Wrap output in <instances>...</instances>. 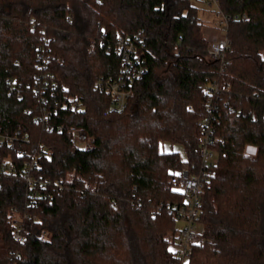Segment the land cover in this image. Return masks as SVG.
Here are the masks:
<instances>
[{"label": "trees", "instance_id": "16d2710c", "mask_svg": "<svg viewBox=\"0 0 264 264\" xmlns=\"http://www.w3.org/2000/svg\"><path fill=\"white\" fill-rule=\"evenodd\" d=\"M219 1L227 14L247 16L230 22L223 64L208 55L194 0H0V126L30 137L0 148V160L19 172L25 153L44 144L39 173L65 183L30 208L20 173L0 177V264L13 251L18 264L176 263L168 236L177 221L154 209L182 198L170 175L183 161L160 144L178 143L199 161L204 85L214 80L229 85L217 99L225 141L203 195L204 238L188 264H264V0ZM44 33L53 57L45 70L37 64ZM136 35L148 70L125 110L107 113L109 96L94 81L119 74L116 40ZM48 73L66 87L49 95L51 122L63 131L36 120L40 98L28 84ZM15 211L30 213L24 243L12 235Z\"/></svg>", "mask_w": 264, "mask_h": 264}, {"label": "built area", "instance_id": "2783aa9c", "mask_svg": "<svg viewBox=\"0 0 264 264\" xmlns=\"http://www.w3.org/2000/svg\"><path fill=\"white\" fill-rule=\"evenodd\" d=\"M207 5L213 6V15L218 20L223 34L209 39L208 55L212 59H218L221 64L225 62L226 51L231 44L228 35L230 22L232 20L247 19L246 15H229L221 7L219 0H200ZM45 31V27H42ZM43 43L38 46L37 64L39 68L47 69L53 57L49 53V38L45 33L42 35ZM136 40H142L139 35L135 38L119 36L116 40L117 51L121 56V67L117 76H100L94 81V88L104 92L109 96V104L106 109L107 113L123 112L127 107L128 100L132 94L135 82L143 76L148 70L145 58L141 55ZM10 82V91H16V86L12 79ZM39 96L41 104V113L36 120L45 123L48 130H65L64 124L51 122L52 115L57 112V107L53 109L50 106V96H55L59 88L65 90L57 80H54L50 73L46 77L37 75L33 84H28ZM229 85H223L221 82L214 80L204 85L205 99L203 101L204 114L200 119L202 134L199 143V161L192 163L185 151L182 154V166L171 170L170 181L173 190L180 193L182 198L178 201H162L155 206V211L166 210L173 214L178 222H181L172 238L171 252L177 259L174 264H188L196 245L201 243L204 238V223L201 219L203 208V195L207 183L214 175L219 156L220 144L224 143V138L217 134L218 120V97L226 90ZM18 97H22L18 91ZM75 106L79 107L77 103ZM71 132L75 142L83 140L81 133L77 128L68 129ZM30 142V137L23 134L20 130L6 132L0 126V148L13 145L17 142ZM47 148L44 144H39L33 152H26V158L22 170L18 172L17 166L10 162L0 160V177L5 175L18 176L26 184V198L28 207H35L41 199L51 201L53 193L51 187H65L62 180H52L44 177L38 171V160L44 156ZM30 217L29 212L19 213L15 211L9 218L13 225V238L19 242L26 241V222ZM37 219V216H33ZM19 252L13 251L7 256L4 264H18Z\"/></svg>", "mask_w": 264, "mask_h": 264}, {"label": "rangeland", "instance_id": "374dc122", "mask_svg": "<svg viewBox=\"0 0 264 264\" xmlns=\"http://www.w3.org/2000/svg\"><path fill=\"white\" fill-rule=\"evenodd\" d=\"M194 2L199 7V15L203 21V24H204L203 26L209 27L210 30H212V32L216 33L217 35L223 34L221 26L218 23V20L213 15V9H214L213 6L207 5L206 3H204L200 0H194ZM263 56H264V51H263ZM87 144L88 143L86 141H83V140L76 141V145L79 147H82V148L86 147ZM167 145H169V148H166ZM163 146L165 149L179 151L181 154V157H182L183 152L185 151L184 147L178 143H175V144L164 143ZM256 151H257V148L254 145H247L245 148V152L249 155H255ZM180 223L181 222H178V225ZM168 238L170 239V243H169V249H170L171 245H172L173 234H172V236L170 235V237L168 236Z\"/></svg>", "mask_w": 264, "mask_h": 264}, {"label": "crops", "instance_id": "0c3cea01", "mask_svg": "<svg viewBox=\"0 0 264 264\" xmlns=\"http://www.w3.org/2000/svg\"><path fill=\"white\" fill-rule=\"evenodd\" d=\"M203 33H204V36H205L207 39H210V38H212V37H215V36H219V35H220V34L217 35L216 33L212 32V30H210V28L207 27V26H203ZM164 143H170V142H162V143L160 144V149H161L162 151H164V152H171V151H174V150H170V149H165L164 146H163ZM171 144H172V143H171ZM166 148H169V145H167ZM178 152H179V151H178Z\"/></svg>", "mask_w": 264, "mask_h": 264}, {"label": "snow or ice", "instance_id": "6c2138e0", "mask_svg": "<svg viewBox=\"0 0 264 264\" xmlns=\"http://www.w3.org/2000/svg\"><path fill=\"white\" fill-rule=\"evenodd\" d=\"M254 151V150H253Z\"/></svg>", "mask_w": 264, "mask_h": 264}]
</instances>
